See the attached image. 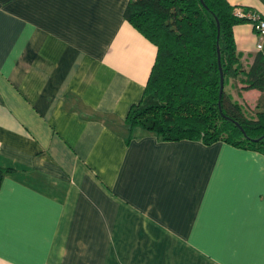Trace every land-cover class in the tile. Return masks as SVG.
Listing matches in <instances>:
<instances>
[{"label": "crops", "instance_id": "0c3cea01", "mask_svg": "<svg viewBox=\"0 0 264 264\" xmlns=\"http://www.w3.org/2000/svg\"><path fill=\"white\" fill-rule=\"evenodd\" d=\"M127 1L0 0V264H264V154L125 122L156 57ZM232 31L247 69L264 43Z\"/></svg>", "mask_w": 264, "mask_h": 264}, {"label": "trees", "instance_id": "16d2710c", "mask_svg": "<svg viewBox=\"0 0 264 264\" xmlns=\"http://www.w3.org/2000/svg\"><path fill=\"white\" fill-rule=\"evenodd\" d=\"M236 8L251 11L227 0L127 1L125 19L156 46L143 96L125 118L130 130L140 127L163 141H222L264 154V54L247 69L240 64L232 28L253 21L235 16ZM240 74L242 89L262 92L255 110L226 92L229 78ZM9 169L0 167V183Z\"/></svg>", "mask_w": 264, "mask_h": 264}, {"label": "built area", "instance_id": "2783aa9c", "mask_svg": "<svg viewBox=\"0 0 264 264\" xmlns=\"http://www.w3.org/2000/svg\"><path fill=\"white\" fill-rule=\"evenodd\" d=\"M234 14L239 18L250 19L254 22V28L258 37L257 48L259 50L262 49L264 43V19L259 17L255 12L244 11L241 8H236Z\"/></svg>", "mask_w": 264, "mask_h": 264}, {"label": "water", "instance_id": "95a60500", "mask_svg": "<svg viewBox=\"0 0 264 264\" xmlns=\"http://www.w3.org/2000/svg\"><path fill=\"white\" fill-rule=\"evenodd\" d=\"M218 64H219V68H220V92L223 91V86H224V76H223V73H222V69L220 67V59L218 57Z\"/></svg>", "mask_w": 264, "mask_h": 264}, {"label": "rangeland", "instance_id": "374dc122", "mask_svg": "<svg viewBox=\"0 0 264 264\" xmlns=\"http://www.w3.org/2000/svg\"><path fill=\"white\" fill-rule=\"evenodd\" d=\"M226 89H228V88H226ZM228 90H229V89H228ZM233 94L235 95V92H233ZM248 102H251V103H250V104H248V105H250V106L254 107L255 103H254V102H252V100H248ZM252 113H253V112H248V114H251V115H252ZM138 130H142V129L138 128ZM134 132H135V131H134Z\"/></svg>", "mask_w": 264, "mask_h": 264}]
</instances>
